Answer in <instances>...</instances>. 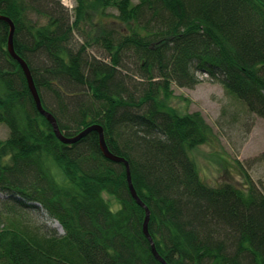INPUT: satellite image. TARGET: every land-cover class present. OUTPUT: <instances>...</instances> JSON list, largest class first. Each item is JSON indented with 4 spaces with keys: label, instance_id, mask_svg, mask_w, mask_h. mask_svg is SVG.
I'll list each match as a JSON object with an SVG mask.
<instances>
[{
    "label": "trees",
    "instance_id": "trees-1",
    "mask_svg": "<svg viewBox=\"0 0 264 264\" xmlns=\"http://www.w3.org/2000/svg\"><path fill=\"white\" fill-rule=\"evenodd\" d=\"M0 15L13 21L14 50L61 133L100 124L128 161L168 264H264V194L203 181L190 151L214 130L199 111L170 104L172 84L192 88L207 75L264 118V0H74L72 9L0 0ZM8 34L0 20V264H162L124 165L103 155L96 130L71 144L57 138Z\"/></svg>",
    "mask_w": 264,
    "mask_h": 264
},
{
    "label": "rangeland",
    "instance_id": "rangeland-1",
    "mask_svg": "<svg viewBox=\"0 0 264 264\" xmlns=\"http://www.w3.org/2000/svg\"><path fill=\"white\" fill-rule=\"evenodd\" d=\"M70 1L74 6V0ZM200 78L201 81L192 88L172 84L170 104L182 114L199 111L214 130V141L190 151L202 180L212 186L232 183L245 189L252 183L264 194V118L249 112L220 83L212 81L207 75ZM7 135V127L0 123V139H5ZM51 168L61 179L60 169L54 164ZM104 196L112 208L117 206L113 198ZM37 215L31 214L30 219L39 223ZM41 219L62 233L56 220L43 212Z\"/></svg>",
    "mask_w": 264,
    "mask_h": 264
},
{
    "label": "water",
    "instance_id": "water-1",
    "mask_svg": "<svg viewBox=\"0 0 264 264\" xmlns=\"http://www.w3.org/2000/svg\"><path fill=\"white\" fill-rule=\"evenodd\" d=\"M0 20H4L5 22H7L9 24L7 49L9 51L10 55L19 63L20 67L23 70V73H24L26 81H27L28 88L30 90V93L32 95V98L34 100V103H35V106H36L38 112L41 113L48 120V122L52 126V129H53L55 135L63 143H66V144L74 143L92 130H96L98 132L99 147H100L103 155L107 159H109L113 162L122 163L124 165L129 192H130L131 196L133 197V199L137 202V204L140 205L141 207H143L145 210V217H144V221H143L142 230H143L145 237L148 239V241L150 243L153 255L162 264H168L164 260V258H162L159 255V253L157 252L155 245H154V242H153V239H152V237L148 231V221H149V217H150V211H149L148 207L146 206V204L140 199V197L138 196V194H137V192H136V190L132 184L130 166H129L128 161L124 157L116 155L109 150V148L105 142L103 128L100 124L89 125L86 128L82 129L77 134H75L74 136H65L61 133L55 117L52 115L51 112L46 110L42 105L40 96L38 94L37 88L35 86V83L33 81V77L31 75V72H30V69H29L27 63L14 50L13 34H14V30H15V25H14L13 21L9 17L4 16V15H0Z\"/></svg>",
    "mask_w": 264,
    "mask_h": 264
},
{
    "label": "built area",
    "instance_id": "built-area-1",
    "mask_svg": "<svg viewBox=\"0 0 264 264\" xmlns=\"http://www.w3.org/2000/svg\"><path fill=\"white\" fill-rule=\"evenodd\" d=\"M61 3L68 9L73 8V4L70 0H61Z\"/></svg>",
    "mask_w": 264,
    "mask_h": 264
}]
</instances>
